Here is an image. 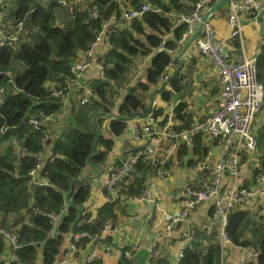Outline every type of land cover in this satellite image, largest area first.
<instances>
[{"label": "trees", "instance_id": "16d2710c", "mask_svg": "<svg viewBox=\"0 0 264 264\" xmlns=\"http://www.w3.org/2000/svg\"><path fill=\"white\" fill-rule=\"evenodd\" d=\"M59 1L16 0V10L11 14L15 23L24 22V31L16 46L0 47V91L3 97V103H0V228L19 227L18 248L12 247L13 257L9 263L2 259L6 239L0 233V264H54L60 258L66 242L74 241L76 234L88 233L102 240L104 226L116 219L118 211L125 209V205L119 204L124 195L134 197L147 189L148 179L156 174L157 168L143 158L131 175L125 178L127 183L119 184L122 190L117 193L115 201L106 202L97 209L96 214L86 205L91 196L92 180L95 179H91V176L97 172L95 166L105 168L116 139L125 134L126 118L135 120L151 113L146 96L157 91L162 93L165 102L171 101L172 96L164 92L159 83L167 74L171 60L168 50L179 46L178 41L187 26L173 27L166 13H188L199 0H128L127 3L124 0H83L68 8ZM145 3L159 6L163 12H147L131 21L125 19L123 11L140 9ZM59 7L71 11V28H60L61 25L56 24L55 12ZM94 12L98 14L95 19L92 18ZM108 20L117 29L110 34V45L101 47L105 52L100 56L105 65V76L91 80L93 94L88 96L87 101L83 102L85 94L82 92L81 96L69 100L64 107L63 96L52 95L48 82H55L56 86L61 85L67 91L65 81L71 84L76 81L71 71L72 64L81 52L89 50ZM163 39H166L165 50L155 52ZM235 45L240 44L235 42ZM150 53H154L150 65L138 76L136 85L129 86L128 81L142 70V64ZM14 59L26 66L25 72H20L13 65ZM257 68L258 80L264 85V44L257 56ZM185 79L178 70L169 80L178 96L187 88ZM125 86L128 87L127 92L116 103L115 93ZM211 92L215 95L218 88L214 87ZM141 111L143 114H140ZM62 113L67 124L59 127L58 122L54 123L53 128L56 126L59 132L49 141L52 146L50 151L60 155L46 168L50 185L33 187L28 173L35 166L34 155L45 148V133L36 130L29 121ZM163 113V108L154 111V115L161 119V126L168 120V115ZM195 117L191 105L180 99L174 110V129L180 131L188 128ZM257 119L260 125L257 129L255 127L254 132L258 151L255 156L243 155V162L249 158L255 159L246 187L253 185L259 174L264 175V104ZM107 120L108 126L105 128L104 122ZM96 140L97 147L94 149ZM208 141L209 138L201 134L195 138L192 153L182 147L177 154L181 166L188 168L203 163L219 142L213 140V145L208 146ZM23 149L26 155L19 157L18 152ZM94 153L92 162H89ZM72 184L71 202L65 209ZM80 207H84L81 213ZM209 207V213L213 216L214 207L212 204ZM52 215L61 216L58 233L53 238L50 236L54 227ZM227 231L234 243L259 251L253 264H264V218L250 211H235L229 217ZM195 239L186 247L182 264H223L217 232L207 235L196 231ZM199 239L207 243L201 245ZM90 243L88 238L79 241L76 254L81 251L86 253ZM94 264H102V261Z\"/></svg>", "mask_w": 264, "mask_h": 264}, {"label": "built area", "instance_id": "2783aa9c", "mask_svg": "<svg viewBox=\"0 0 264 264\" xmlns=\"http://www.w3.org/2000/svg\"><path fill=\"white\" fill-rule=\"evenodd\" d=\"M82 1H62V4L66 7H72ZM124 1L127 3L128 0ZM222 1L224 0H199L188 13L176 14L174 11L166 13L172 20L173 27H179L183 24L187 26L186 31L178 41L179 46L174 50H168L171 60L167 70L172 71L173 76L178 70L182 73L186 63L184 55L187 51V49L184 50V47L195 36L192 40L194 47L203 57L210 61L214 71L217 72L218 93L210 101V112L203 116L199 114L200 116L196 117L188 128L180 131L173 128L174 121L172 116L174 107H171L168 120L164 126L160 125L161 119L154 116L153 113H149L144 118L128 121L125 133L130 135L136 147L134 151L125 157L108 156L104 173L100 178L104 190L112 195L111 197L110 195L108 196V201H115L117 193L122 190L119 184L121 182L127 183L125 178L131 175L136 164L143 158L155 166L157 168L155 173H157L159 178H163L169 175L170 167H177L180 164L177 154L182 147L188 148L190 153H192L196 136L202 134L208 137V146L213 145V140H218L223 144L221 154H217L218 160L216 162L212 163L208 160L211 156L210 152L204 162V168L206 167L212 172L209 183L202 188L186 184L179 197L180 209L173 214L165 211L162 213L165 228L169 233L178 225L187 226L183 234L184 240L180 243L177 264H182L181 259L184 256V251L186 247L191 245L193 240L192 232L189 229L190 216L197 207L208 202H212L215 208L213 220L218 225L220 233L223 264H225V259L228 256L227 251L229 248L241 251L242 255L237 264H253L259 256V251L255 248H246L234 243L229 237L227 229L231 213L244 209L251 202L257 204L258 217L264 218V175L259 174L257 179H255V183L249 187L244 186L240 182L241 174L243 173V155L255 156L258 151L254 123L264 104V85L258 80L257 68V56L260 54L261 48H258L253 56L246 50L243 41L245 30L243 15L251 14L258 18L264 12V0H228L230 8L228 23L231 33L227 38L220 39L216 37L212 23L215 13V10L212 11V9L216 3ZM121 8L125 10L123 4H121ZM147 12L162 13L163 10L159 6L145 3L140 9L129 12L123 11L125 19L129 21L142 17ZM97 17L98 14L94 12L92 18L95 19ZM205 17L207 19L203 22ZM200 24H202V28L197 33ZM116 29L117 27L112 24L111 20L106 21L103 30L98 34L89 50L79 54L78 59L71 66V71L76 81H73L72 84L68 80L65 81L67 91L61 85H53L51 88L52 95L63 96L64 107L68 105L69 100H76L77 96H81L82 92L85 94L83 102L87 101L88 96L93 94L91 92L92 82L90 79L86 80L85 73L89 69H95L97 78L103 79L105 76V65L100 60V56L105 54V52L101 50V47L110 45V34ZM23 31V21H18L9 27L0 25V47L16 46ZM165 40H162L160 47L155 52L165 50ZM235 42H239L240 45L236 46ZM261 44H264V35ZM153 55L154 53H150L149 56L152 57ZM173 76L167 73L161 78L160 82H163L166 87H170L169 80ZM0 103H3L1 91ZM158 106V100L152 101L153 109ZM63 119L62 113L54 116L46 115L42 119L29 121L36 130H43L45 133L43 142L45 148L42 152L34 155L36 164L29 172L30 183L33 187L50 185L46 168L49 164L59 159L60 155L53 154L50 151L52 146L49 141L56 133V126L53 128L54 123L58 122L57 126H59ZM212 150L217 152L216 146ZM18 154L23 157L26 155V150H19ZM249 160L254 162V159L249 158ZM226 182H228L227 185ZM122 201H152V199L150 198L149 190H144L142 194L134 197L124 195ZM67 208L68 202L65 206V209ZM35 210L40 213L38 209ZM51 217L54 227L50 236L53 238L58 233L57 226L61 216L52 215ZM18 230V226L11 229L0 228V233L6 239V248L2 254V259L6 263H9L11 261L10 258L13 257L11 254L12 256L7 258L8 244L11 247V251L12 247L18 248ZM118 231L115 220L112 219L104 226L102 236L106 234L107 236L115 237ZM83 238L90 239L89 247L92 246L87 256L86 264H94L100 261L103 256L111 255V248L103 249L98 238H93L88 233H78L74 236V241H70L66 253L57 259L54 264H72L70 257L73 252L77 251V243ZM125 254L129 255L130 252Z\"/></svg>", "mask_w": 264, "mask_h": 264}, {"label": "crops", "instance_id": "0c3cea01", "mask_svg": "<svg viewBox=\"0 0 264 264\" xmlns=\"http://www.w3.org/2000/svg\"><path fill=\"white\" fill-rule=\"evenodd\" d=\"M10 1L14 0H0V25L4 27H9L15 23L12 14L5 13V6ZM229 13L230 8L228 4L220 5L214 13L212 23L217 38H227L231 33V28L228 23ZM243 21L245 23V29L252 27L249 40H247L245 43L244 35L243 40L246 50L251 56H253L255 55L256 50L261 46L263 37V34H261L260 30V23L258 22L257 18L252 17L251 14H244ZM194 49L196 48L192 43L186 51V62L189 61L187 56L190 55ZM203 58L205 59L204 61ZM198 61L200 64L203 63L204 65L206 62H208V65L212 66L210 61L201 54L199 55ZM213 68L214 67L212 66V70H214ZM166 73L173 76L172 71L167 70ZM215 73L217 75V72ZM85 78L90 80L96 79L97 71L95 69L87 70L85 73ZM214 87L218 88L217 80L215 81V85L213 87L211 86L210 91ZM217 93L207 97L209 105L210 101H212L217 96ZM187 94V91H184V96H187ZM156 100L159 101V106L165 109V115L169 114L172 103L168 104L157 98ZM198 108H200L198 112L193 110L197 115L202 112L200 105H197L196 109ZM201 116H203V114H201ZM66 124L67 119L64 118L59 124V127H62ZM116 141L117 143L113 152L109 154L111 157H125L127 154L134 151V148L136 147L133 144L130 135L127 133L117 138ZM222 149L223 144L221 142H219V144L216 146L217 152L211 149L210 155H213L216 158L215 162L218 160L217 154H221ZM251 164H253V162H250L249 159L243 163V173L241 174L240 182L244 186H247L249 184V180L251 179ZM186 169L188 170V174L185 176L187 177L186 182L192 184L195 187H204L209 182V179L212 175V172L207 170L206 167L203 171L204 173H202V177L198 172L200 171L199 168L195 170L192 169V171H190V169L186 167H181L179 170L171 171L174 172L173 176L171 173H169L167 176H164L163 178H159L158 176L154 175L151 177L148 187L152 201H121L119 203L121 205H125V209L117 212L115 224L119 229L118 233L115 237H110L106 234H103L102 240L100 239V246L103 249L108 247L111 248V255L103 256L101 259L102 264H177L180 243L184 240L183 234L187 226L178 225L171 233H169L165 228V222L163 221L162 213L165 211L173 214L180 209L179 197L181 193L179 192L178 195H176V193L172 195L173 189L171 188V183L173 182L174 177L181 179L184 173L181 171H185ZM94 180L95 179L92 180L91 196L87 201V206L92 211L96 212L98 208L108 201V196L103 185ZM210 204L213 205L212 202L202 204L192 213L189 220V229H192L194 234L196 231L203 232L207 235L218 232V225L213 220L214 215L211 216L209 213ZM257 208V204L255 202H251L248 206L244 207V209L240 211H250L257 214ZM198 242L201 245L207 243V241L204 239H199ZM69 243L70 240L66 242L65 248L63 249L60 258L68 250ZM128 247H130L131 250H125ZM7 249V258H10L12 256V252L9 244ZM87 249L88 251L86 253H84L85 251H81L78 255L76 252H73L72 256L70 257L72 264H86L87 256L89 255L92 246L87 247ZM126 251L130 252V254L126 255ZM227 254L228 256L225 259V264H237V261L242 255L239 249L235 250L232 248L228 249ZM123 257L125 259L122 260Z\"/></svg>", "mask_w": 264, "mask_h": 264}, {"label": "rangeland", "instance_id": "374dc122", "mask_svg": "<svg viewBox=\"0 0 264 264\" xmlns=\"http://www.w3.org/2000/svg\"><path fill=\"white\" fill-rule=\"evenodd\" d=\"M16 7H17L16 1H10L5 6V13L11 14L14 10H16ZM55 17H56V20H55L56 24L61 25V26H59L60 28H62V26L65 29H69L72 27L73 22H72L71 11H67L64 8L59 7V8H57V10L55 12ZM244 31H245V33L243 35H244L245 43H246L247 40H249V36H250L251 31H252V27H248ZM199 55H200L199 51L197 49H194L190 53V55L187 56L189 58V61L186 62L187 65H186L184 71L182 70V74L186 78L187 88L184 91H187V93H188L187 96H184V92L181 96H178V94L174 93V91L171 87H166L164 89V92L170 93V95L172 96V104L176 103V99H178V100L183 99V100H186V102H188L191 105V110H195L196 112H198V110H200V108L196 109L197 105H200L202 108V112L200 114L206 115L211 110L210 105H209V101L207 100V97L209 95L213 94L210 91V88H211V86L213 87L215 85V81L217 80V75H216L215 71L212 70L211 65H206V64L204 65L203 63H201V64L199 63V61H198ZM204 60L205 59L203 58V61ZM13 65L17 66L19 68L20 72L26 71V66L24 64L20 63L16 59L13 60ZM9 73L12 74V71H10ZM137 78L138 77L136 76V77L132 78L130 81H128V85L129 86L136 85ZM54 84H55V82L50 81V82H48V87L50 86L52 88ZM127 90H128V87L125 86V88H121V89H119V92L115 93L114 98H116V101H115L116 103L118 102V100L121 99L122 95L127 92ZM155 97L157 99H161L162 93H157L155 95ZM260 115H261V113L258 116H260ZM107 124H108V120L106 122H104L105 128L108 126ZM259 125H260L259 119H256L255 123H254V129H255V127L257 129ZM215 159L216 158L213 155H211L208 160L211 161L212 163H214ZM206 166H207V164H206ZM181 167L182 166L180 163L177 167H173L172 171L179 170ZM188 169H190V171H192L191 168L188 167ZM181 172H184L182 178L179 179V178L174 177L173 182L171 183V188L173 189L172 195L175 193H176V195H178L179 192L181 193L183 188L186 185L187 177H185V176L188 174V170L186 169L185 171H181ZM198 172L201 174V177H202V173H204L203 170H200ZM171 175L173 176L174 172H171Z\"/></svg>", "mask_w": 264, "mask_h": 264}, {"label": "clouds", "instance_id": "9594fccd", "mask_svg": "<svg viewBox=\"0 0 264 264\" xmlns=\"http://www.w3.org/2000/svg\"><path fill=\"white\" fill-rule=\"evenodd\" d=\"M14 1H16V0H14ZM62 1H68V0H60L59 1V3L60 4H62ZM224 1H226V2H228V0H224ZM224 1H222V2H224ZM219 3H221V2H219ZM229 3V2H228ZM228 3H225V4H228ZM216 4H218V3H216ZM215 4V5H216ZM63 5V4H62ZM64 6V5H63ZM65 8H68V7H66V6H64ZM216 11V10H215ZM12 25H14V24H12ZM12 25H10V26H12ZM263 35H264V33H263ZM187 44H188V42H187ZM187 44L185 45V47H184V50H186V49H188V47L192 44V41H191V43L187 46ZM262 45L263 44H261V46L259 47V48H262ZM185 56H186V54L184 55V58H185ZM153 57V56H152ZM151 56H147L146 57V60H144V62H143V64H142V72H143V70H144V68H146L148 65H150V60H151V58H152ZM185 67H186V63H185ZM185 69V68H184ZM166 71H167V69H166ZM184 71V70H183ZM141 71L138 73V75H137V77L142 73ZM164 77V76H163ZM185 84H186V79H185ZM133 86H135V85H133ZM159 86H160V88L161 89H165L166 88V86H165V84L163 83V82H160L159 83ZM171 88H172V86H170ZM158 92V91H157ZM157 92H155V93H153V94H151L150 96H148L147 95V99H148V102L147 103H149V111L151 110V113H153V115H154V111L157 109V108H162V107H160V106H158L157 108H155V109H153L152 108V101H154V100H156V97H155V95L157 94ZM160 100H162L163 102H165L162 98L160 99ZM120 100H118V102H119ZM179 101H180V99L178 100V99H176V103L175 104H172V107H174V110H175V107L179 104ZM165 103H168V104H170V103H172V99H171V101L170 102H165ZM163 110H164V115H165V109L163 108ZM140 114H143V112L141 111V113ZM148 115V114H147ZM146 115V116H147ZM166 115H168L169 116V114H166ZM165 115V116H166ZM155 116V115H154ZM200 115H197L196 114V117H199ZM145 117V116H144ZM143 117V118H144ZM173 117H174V113H173V116H172V119H173ZM195 117V118H196ZM138 118H142V117H138ZM137 118V119H138ZM133 119H130V118H127L126 119V126H127V123H128V121H132ZM136 120V119H135ZM174 121V120H173ZM174 125H175V121H174ZM173 128H174V126H173ZM55 132H59L57 129L55 130ZM56 135V134H55ZM53 136V138L52 139H54L56 136ZM40 153V152H39ZM36 154H38V153H36ZM19 156V155H18ZM19 157H21V156H19ZM207 159V158H206ZM206 159H204V162L206 161ZM204 162L203 163H200V164H198L197 166H195V167H189V168H191V169H197L198 167H199V169L200 170H205V168H204ZM35 164H36V160H35ZM52 164V163H51ZM101 168H102V166H100ZM34 168V167H33ZM32 168V169H33ZM173 167H170V170L172 171L173 169H172ZM204 168V169H203ZM103 169V172H102V174H101V176L103 175V173H104V168H102ZM252 169V168H251ZM208 170V169H207ZM31 171V170H30ZM29 171V172H30ZM171 171H170V173H171ZM97 172H98V170H97ZM96 172V173H97ZM95 173V174H96ZM95 174H92V176H91V179H93V178H95L94 176H95ZM156 176H157V173L155 174ZM101 176L99 177V178H95V179H97L96 181L98 182V181H101L100 180V178H101ZM154 176V175H153ZM28 177H29V173H28ZM30 179V178H29ZM151 179V178H150ZM150 179H148V182H150ZM85 180V179H84ZM209 181H210V179H209ZM148 182H147V185H148V187H149V184H148ZM102 183V182H101ZM209 183V182H208ZM207 183V184H208ZM227 183L228 182H226V185H227ZM186 184H190V183H188V182H186ZM192 185V184H191ZM147 187V189L146 190H149V188ZM195 187V186H194ZM196 188H200V187H197L196 186ZM68 196V195H67ZM151 198V197H150ZM70 199H71V196H70ZM66 200H67V197H66ZM67 202H68V204L71 202V201H68L67 200ZM108 202V201H107ZM86 205H87V203H86ZM88 207V206H87ZM89 208V207H88ZM198 208V207H197ZM215 209V208H214ZM89 210H91L90 208H89ZM92 211V210H91ZM92 213L93 214H96V212H94V211H92ZM191 217V216H190ZM190 231L192 232V235H193V240H192V242H191V244L193 243V242H195V234H194V232L192 231V229H190ZM230 237V236H229ZM217 239H218V242H219V245H220V247H221V241H220V233H219V231L217 232ZM100 240V239H99ZM126 252H128V251H126ZM100 261H102V260H100ZM100 261H98V262H100Z\"/></svg>", "mask_w": 264, "mask_h": 264}, {"label": "water", "instance_id": "95a60500", "mask_svg": "<svg viewBox=\"0 0 264 264\" xmlns=\"http://www.w3.org/2000/svg\"><path fill=\"white\" fill-rule=\"evenodd\" d=\"M225 3H228L226 1L224 2H221V3H218L216 5H214L212 11L216 10L220 5H223ZM207 19V17L204 18L203 22ZM258 22L260 23V30H261V34L264 33V14L263 15H260L258 18H257ZM201 28H202V24H200L199 28H198V32L199 33L201 31ZM195 36H193L190 41L188 42L187 46L191 43V41L194 39ZM127 119V118H126ZM97 147V140L94 144V149H96ZM95 153L89 158V162H92V159L94 157ZM95 168L98 170V172L95 174V178H99L103 172V169L100 167V166H95ZM99 184H101V181H98ZM73 189H74V184H72L71 186V191L70 193L68 194L67 196V200L68 201H71L70 199V196H71V193L73 192ZM84 210V207H80V213Z\"/></svg>", "mask_w": 264, "mask_h": 264}, {"label": "bare ground", "instance_id": "6f19581e", "mask_svg": "<svg viewBox=\"0 0 264 264\" xmlns=\"http://www.w3.org/2000/svg\"><path fill=\"white\" fill-rule=\"evenodd\" d=\"M194 243V242H193Z\"/></svg>", "mask_w": 264, "mask_h": 264}]
</instances>
